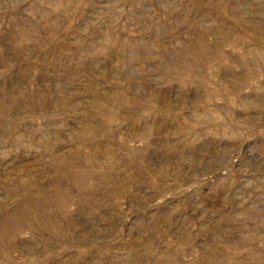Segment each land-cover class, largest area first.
<instances>
[{
  "label": "rangeland",
  "instance_id": "374dc122",
  "mask_svg": "<svg viewBox=\"0 0 264 264\" xmlns=\"http://www.w3.org/2000/svg\"><path fill=\"white\" fill-rule=\"evenodd\" d=\"M0 264H264V0H0Z\"/></svg>",
  "mask_w": 264,
  "mask_h": 264
}]
</instances>
